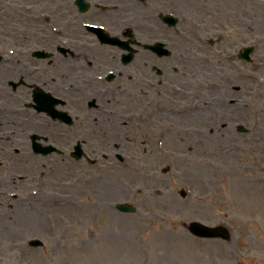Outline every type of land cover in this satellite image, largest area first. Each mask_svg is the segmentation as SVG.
<instances>
[{
	"label": "rangeland",
	"instance_id": "rangeland-1",
	"mask_svg": "<svg viewBox=\"0 0 264 264\" xmlns=\"http://www.w3.org/2000/svg\"><path fill=\"white\" fill-rule=\"evenodd\" d=\"M55 1L0 0V45L16 52L22 47L52 51L63 61L78 62L70 51L60 53L52 39L41 40L42 27L51 33V26L62 28L61 35L54 34L59 45L77 54L74 44L85 40L84 32H74L71 23L80 29V20L91 19L117 34L139 24L133 31L143 46L159 39L172 52L140 54L141 73L134 70L132 80L120 78L130 89L138 81L143 87L140 97L121 98L119 107L138 110L140 120L127 123L113 116L122 142H88L95 125L93 118H82L83 94L74 97L81 117L66 127L68 139L50 141L66 149L65 155L38 156L30 144L7 139L14 125L0 126V264H264V0H126L123 18L129 23L119 29L109 16L69 13L65 5L55 9ZM167 12L180 18L171 29L157 17ZM250 44L256 46L253 63L237 57ZM49 56L39 64L32 54L17 57V67L28 60L37 69H31L29 81L27 72L0 70L1 123L15 117L4 95L11 80L23 78L29 85L47 77L54 85L62 80L49 66ZM89 60L91 55L79 59L84 75L115 67L94 60L88 70ZM186 105L194 107L191 115L178 112ZM106 123L111 132L114 125ZM95 135L103 140L105 134ZM81 138L96 163L69 156ZM7 190L18 197L2 198ZM119 202L137 210L122 213ZM194 220L228 225L231 239L195 237L187 229ZM34 238L43 245L31 246Z\"/></svg>",
	"mask_w": 264,
	"mask_h": 264
},
{
	"label": "flooded vegetation",
	"instance_id": "flooded-vegetation-1",
	"mask_svg": "<svg viewBox=\"0 0 264 264\" xmlns=\"http://www.w3.org/2000/svg\"><path fill=\"white\" fill-rule=\"evenodd\" d=\"M89 3V6L87 10L82 11L80 8V5L78 4L77 0H61L55 1L54 7L55 9H59L62 6L65 5L66 11L71 13L75 10V12H78L79 14H87L88 18L90 16L96 15H104L109 16L107 19L113 18L114 21H118L115 24V27L118 29L122 26H127V20L123 18L128 10L129 3L126 0H86ZM57 2V3H56ZM94 3V10H90L91 5ZM74 17V16H73ZM72 17V18H73ZM118 17V19H116ZM104 20V19H103ZM86 23L89 24H96L101 25L106 29V32L100 34V33H94L93 31L86 28ZM126 25H125V24ZM132 24V23H131ZM49 26V25H48ZM67 26V25H66ZM72 29H74V32L76 33L80 30H82L83 37L85 38L84 41L77 40V42L74 44L76 46L77 50L79 51L77 54L73 51V48H67V47H61L59 44L61 43L58 38H55L54 34H60L62 28L55 29L53 26H51V32H48V27H42V33L41 40L47 41L49 39H52L53 44H57L56 47L58 51L62 54H69L70 51L72 53V56H74L77 61L79 62L80 58H88L90 55L92 56L93 60H89L87 62L86 68L88 70L91 69V65L94 62V60L100 61L101 63H113L115 66L114 68L107 69L104 72H96V71H90V73L83 74L78 66V62L71 61L66 62L60 59L59 57H56L53 55L52 51H48L52 53L51 56H49V66L52 68L53 71L56 73L58 72L60 74V78L62 80H55L57 83L56 85L52 84V80H49L48 77L45 80V83H39L36 82L35 84L29 85L26 83L25 80L29 81V78H32L35 72L31 69L37 70L36 68H31L30 63L27 60L26 64L17 67V64H19L20 57L25 58L28 55L32 54L34 57L33 59L36 60L35 64H39L40 61L44 60L48 56L38 57L34 55L35 49L33 48H23L22 50H19L20 57L17 58V56H3L2 60L3 62H0V70L3 69L7 71L8 73L11 71L10 74H18L17 71L21 70L24 72H27V74L24 76L25 80L21 78L18 81L11 80L9 82L10 89L9 92L7 91L6 94L8 97H10V101L12 102V107H15V109L12 110V114L15 116H23L24 119H22V122L16 121V120H9V122H2L0 121V126L10 128V125H14L13 128L16 129V131L11 132V135L7 136V139H17L20 142L27 141L29 143L30 135L24 136L23 133H27L29 129H36L38 130L39 134L42 136V139L60 143L59 138H67L68 139V129L66 127H70L74 125L73 124H66L62 122L61 120L52 119L46 115H41L40 112H38L34 108L27 107V105L32 101L33 94L37 90H43L46 92L51 93L53 96L60 99V101L57 104L58 109H64L69 112H73L75 115V118H80L81 116L77 113V105L75 103L76 96L83 94L84 98H87V104H86V111L82 113V118H85V120L90 121L91 118L94 120V125L92 135L88 137L89 143H98V142H110L112 139L115 138L116 141L122 142L123 137L122 132L119 130L118 126L115 125L114 121L115 118L113 116H118L120 119L125 118L126 116H139L140 113L138 110L133 111L134 113H129L122 111L119 107L121 105V98H125L126 100L128 97L136 96L140 97L142 94V83L140 81L136 82V87L133 89V86L130 84L122 85L120 83L121 77H127L128 79L132 80L135 79L137 76L136 71L140 72V69L137 67L138 62L139 66H141V59L140 54H150L158 56L157 52H154L150 49L144 48L146 51L143 52V45L141 40L137 38V34L135 33L136 30H139V24H132V27L130 26L131 30L129 36L126 37V33L128 32L126 29H122V31L119 30L118 34L117 31L114 33L112 32L103 22H95L91 19L86 20H80V29L78 25H75V22L71 23ZM74 27V28H73ZM135 30V31H133ZM54 32V33H53ZM71 33V32H70ZM69 33V34H70ZM103 34H107L108 36L117 38L118 40L130 41V45L134 48V50H126L122 46L118 44H111L109 42H104L101 37ZM55 38V39H54ZM61 38V36L59 37ZM54 39V40H53ZM92 41H89V40ZM154 41H157L155 39ZM59 45V46H58ZM52 46V44H51ZM90 50L92 53H94V56L89 52ZM133 53V56H131V59L126 62L125 61V54ZM112 57V58H110ZM56 58V60H55ZM108 60H111V62H106ZM143 60V59H142ZM68 64V65H67ZM155 68L157 70V73L159 74V69L157 65H155ZM85 71L84 69H82ZM136 70V71H134ZM32 72V73H31ZM38 73V72H37ZM141 73V72H140ZM116 81V82H115ZM51 82V83H50ZM3 85L0 83V90L3 89ZM102 99L100 101L99 99ZM134 100L140 104V100L134 98ZM13 101H17L14 102ZM94 102L95 104H92ZM149 107V104L145 106V108ZM137 109V108H136ZM153 110H149V113H153ZM129 113V114H128ZM39 116H45L48 120H46V124L44 121L39 120ZM107 121L112 122L114 126L111 127L112 131H109V126L107 125ZM35 125H34V124ZM110 124V125H111ZM7 125V126H3ZM32 127V128H30ZM71 127V128H72ZM70 128V129H71ZM61 129H64V131H61ZM27 130V131H26ZM95 130V131H94ZM109 131V133L107 132ZM30 131V130H29ZM41 132V133H40ZM102 132L104 135L103 140L100 136L95 135ZM108 133V134H107ZM14 134V135H13ZM58 135V136H56ZM83 135L82 137H86L87 134L81 133ZM68 141V140H66ZM77 142H81L82 144L87 142L86 138H81L80 140H77Z\"/></svg>",
	"mask_w": 264,
	"mask_h": 264
},
{
	"label": "water",
	"instance_id": "water-1",
	"mask_svg": "<svg viewBox=\"0 0 264 264\" xmlns=\"http://www.w3.org/2000/svg\"><path fill=\"white\" fill-rule=\"evenodd\" d=\"M250 49H247L246 52L243 54V56L245 57H248V51ZM242 56V55H240ZM35 145V148H36V151H39V150H45V149H41L40 145H37V144H34ZM78 156H81V155H77ZM117 207L121 210H124V211H135V207L131 206V205H126V204H123V203H120L117 205ZM190 230L192 232H194L195 234H198V235H201V236H210V237H218V236H222L224 238H229L230 237V234H229V231L224 228V227H208L200 222H192L190 224ZM31 244L32 245H40L41 242L38 241V240H32L31 241Z\"/></svg>",
	"mask_w": 264,
	"mask_h": 264
},
{
	"label": "bare ground",
	"instance_id": "bare-ground-1",
	"mask_svg": "<svg viewBox=\"0 0 264 264\" xmlns=\"http://www.w3.org/2000/svg\"><path fill=\"white\" fill-rule=\"evenodd\" d=\"M211 112H212V111H211ZM212 113H213V112H212ZM189 114L191 115L190 110H189ZM185 115L187 116L188 113H187V114L185 113ZM11 119L14 120V118H11ZM113 189L116 191V193H120V192H121L120 188H118V187H116V188L113 187ZM116 195H118V194H116Z\"/></svg>",
	"mask_w": 264,
	"mask_h": 264
}]
</instances>
